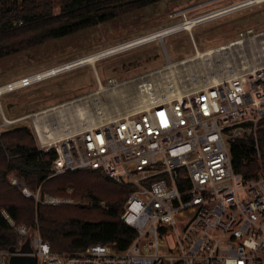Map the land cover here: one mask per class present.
<instances>
[{
  "label": "built area",
  "instance_id": "1",
  "mask_svg": "<svg viewBox=\"0 0 264 264\" xmlns=\"http://www.w3.org/2000/svg\"><path fill=\"white\" fill-rule=\"evenodd\" d=\"M206 3L201 7L211 4ZM201 7L170 12V18L182 19L171 27L198 20L190 14ZM247 36L240 33L228 44ZM225 69L226 77L178 96L175 88L146 80L139 84L144 97L133 111L81 130L41 122L39 132L34 124L38 151L55 153L48 178L97 171L129 187L120 219L135 236L122 250L96 244L59 252L42 237L37 222L30 228L17 225L2 210L18 245L0 249V264L24 255L26 242L34 264H264V172L236 171L231 155L235 140L256 142L264 120V53L255 65L242 60ZM18 82V88L32 84L28 77ZM10 180L25 196L33 195L22 177ZM35 197L44 205L71 203L47 195L40 199L39 191Z\"/></svg>",
  "mask_w": 264,
  "mask_h": 264
},
{
  "label": "rangeland",
  "instance_id": "2",
  "mask_svg": "<svg viewBox=\"0 0 264 264\" xmlns=\"http://www.w3.org/2000/svg\"><path fill=\"white\" fill-rule=\"evenodd\" d=\"M213 1H158L128 15L8 55L0 59V87L180 24L182 19L170 18L169 13L186 6L201 7L203 3H211L190 14L193 19H197L247 0ZM249 29L252 30L251 37L264 32V1L199 22L191 31L173 32L105 57L94 66L84 64L34 82L28 87L5 92L0 96V134L27 127L38 147L35 121L54 126L59 123L57 113H43L49 108L64 105L71 130H81L133 111L144 97L138 89L139 84L146 80L153 79L163 86H171L177 90L174 94L178 95L182 90H190L206 80L219 78L229 67V62L239 66L242 60H247L255 65L264 53V36H253L248 41ZM240 33L243 37L247 36L243 45L224 49L212 58H206L208 60L194 59L181 63L194 57L197 49L203 52L219 48L239 39ZM170 64L176 65L169 67ZM100 84L103 89H100ZM80 107L83 109L77 111ZM20 117H25V120L16 122ZM12 175L15 174H8L6 179L11 185ZM97 176L88 173L86 178L101 182ZM65 188L62 197L58 198L71 201L64 204L67 207L79 209L93 205V200L86 193H78L77 188L70 184Z\"/></svg>",
  "mask_w": 264,
  "mask_h": 264
},
{
  "label": "trees",
  "instance_id": "3",
  "mask_svg": "<svg viewBox=\"0 0 264 264\" xmlns=\"http://www.w3.org/2000/svg\"><path fill=\"white\" fill-rule=\"evenodd\" d=\"M158 1L162 0H0V59L128 15ZM18 22L22 24L17 25ZM256 135L257 143L251 137L235 140L231 145L233 167L245 175L264 172V120ZM54 158V151L47 154L38 151L27 127L0 134V249L9 250L18 245V237L2 216V210L17 225L30 228L37 222L40 234L54 251L77 252L96 244L125 249L135 236V231L120 219L129 187L97 171L48 178ZM10 173L22 177L33 195L27 197L17 186L7 182ZM88 173L94 177L99 175L101 182L86 178ZM67 184L76 187L78 193H86L93 205L79 207V210L64 204L37 202L38 188L40 199L47 194L62 197ZM101 201L104 206L99 205Z\"/></svg>",
  "mask_w": 264,
  "mask_h": 264
},
{
  "label": "bare ground",
  "instance_id": "4",
  "mask_svg": "<svg viewBox=\"0 0 264 264\" xmlns=\"http://www.w3.org/2000/svg\"><path fill=\"white\" fill-rule=\"evenodd\" d=\"M263 1L264 0H249L248 2H245V3H242V4H238V5L232 6V7L227 8V9H223L221 11H218V12H215V13H212V14L203 15L198 20H190V21L185 22L184 24H181V25H178V26H175V27L166 28V29H163L161 31L152 33L150 35H147V36H144V37H140L138 39H135V40L123 43V44H119V45L107 48V49H105L103 51H100V52H97V53L82 57L80 59H77V60L72 61L70 63H67L65 65L54 67V68L42 71L40 73L28 76V80L30 81V83H34V82L41 81L43 79L49 78L51 76H54L56 74H59V73L65 71V70H69V69H72V68H75V67H78V66H81V65H84V64H91V65L94 66L95 63L98 60H101V59H103L105 57H109L111 55H115V54L123 52V51H125L127 49L133 48L135 46H138V45H141V44H145L147 42L154 41L156 38L160 39L161 37L166 36V35H168L170 33H173V32H177V31H180V30L191 31L192 27L194 25H196L197 23H199V22L205 21V20H207L209 18L220 16V15L225 14V13H229L231 11H234V10L246 7V6H250V5H253V4H256V3H261ZM257 36H264V32H260V33H257V34L254 35V37H257ZM243 44H244L243 40H238V41H236L234 43H231V44H228V45L224 44V46L219 47V48H210V49H207V50H205L203 52H200L197 49L196 55L194 57L186 59V60H183L181 63L183 64V63H185L187 61H190V60L193 61L194 59L208 60L206 58H212L215 54L221 53L222 50H224V49H231L233 47L241 46ZM205 63L206 62H204V64ZM175 65L170 64L169 67H173ZM223 65L224 64H222V66ZM228 74H224L223 73V74L220 75V77H222V76L226 77ZM167 78H169V77H167ZM218 79L219 78L213 79V80H211V82H216ZM18 84H19L18 80H15V81H13L11 83L6 84L5 86L2 85V87H0V96H1V94L5 93V92H9V91H12L14 89H17L18 86H19ZM100 89H103L102 84H100ZM178 95H176V96H178ZM63 106L64 105H61L60 107L49 108V109L43 111V113L48 114L49 112H55V113L58 114L57 117L59 118L58 125H60V126L69 125L70 122H69V119L67 117L66 111L63 109ZM82 109H83L82 107L77 108V111H81ZM6 122H9V121H6ZM40 123L41 122L35 121L36 127H37L39 132H41ZM90 126L91 125H89L88 127H90ZM62 129L64 130V128H62ZM68 130L69 129L67 128L66 131H68Z\"/></svg>",
  "mask_w": 264,
  "mask_h": 264
},
{
  "label": "water",
  "instance_id": "5",
  "mask_svg": "<svg viewBox=\"0 0 264 264\" xmlns=\"http://www.w3.org/2000/svg\"><path fill=\"white\" fill-rule=\"evenodd\" d=\"M21 252L24 255L13 256L10 259V263L9 264H34L35 263L34 258L32 256L27 255V254H29L31 252V248H30L29 242H26L22 246Z\"/></svg>",
  "mask_w": 264,
  "mask_h": 264
},
{
  "label": "crops",
  "instance_id": "6",
  "mask_svg": "<svg viewBox=\"0 0 264 264\" xmlns=\"http://www.w3.org/2000/svg\"><path fill=\"white\" fill-rule=\"evenodd\" d=\"M24 118H25V117H20L19 119L16 120V122L23 121V120H25ZM6 121H8V120H6ZM14 122H15V121H14Z\"/></svg>",
  "mask_w": 264,
  "mask_h": 264
},
{
  "label": "flooded vegetation",
  "instance_id": "7",
  "mask_svg": "<svg viewBox=\"0 0 264 264\" xmlns=\"http://www.w3.org/2000/svg\"><path fill=\"white\" fill-rule=\"evenodd\" d=\"M196 50V49H195ZM197 51V50H196Z\"/></svg>",
  "mask_w": 264,
  "mask_h": 264
}]
</instances>
